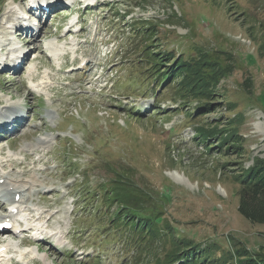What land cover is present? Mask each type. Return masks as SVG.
<instances>
[{
    "label": "rangeland",
    "instance_id": "obj_1",
    "mask_svg": "<svg viewBox=\"0 0 264 264\" xmlns=\"http://www.w3.org/2000/svg\"><path fill=\"white\" fill-rule=\"evenodd\" d=\"M22 1L14 0L20 3L16 5L13 0H0V51L15 41L11 27L16 11L24 10ZM82 6L76 4L74 10L63 8L41 18L43 30L27 37L29 59L15 75L5 72L6 65L0 67V121L6 115L12 117L5 111L10 106L17 107L19 116L9 122L21 118L20 112L27 116L16 133L1 134L0 157L4 160L0 158V172L27 188L34 183L31 191H36V201L29 207L36 212L24 210L33 229L49 225L55 231L69 232L74 250L79 247L82 251L75 250L74 256L57 249L63 243L71 246L63 240L67 235L55 238L60 240L58 245L43 239L45 250L38 253L34 243L27 242L33 229L22 243L19 230L18 238L11 230L0 241L6 240L11 255L17 256H8L3 264H139L135 254L127 259L123 243L102 242L106 226L117 224L111 232L119 226L116 215H111L118 213V206L108 205L104 196L106 190L117 187L113 181L119 179L117 174L137 188L135 194L144 200L148 215L165 210L161 222H168L179 238L207 248L205 253L214 248L216 259L210 258L211 262L232 255L234 259L225 264H236L235 256L241 263L243 259L237 255L244 248L253 256L264 257V224L251 223L239 214V185L234 182L241 168H249L255 159L264 160V0H99L95 9ZM78 15L80 34L78 27L67 28ZM156 26L163 41L158 40L159 48L152 52L173 51L180 56L188 43L183 39L189 36L193 43L186 59L197 58L204 49L232 56L234 71L219 86L225 93L214 103V113L193 117L197 102L188 111L178 97L174 100L169 85L162 90L156 87L160 81L154 85L158 73L144 64V58L143 64L136 65L146 45L157 38L152 33ZM45 43L49 53L55 50V59L47 57ZM83 56L94 62L93 71L78 70ZM3 58L5 53L0 52V61ZM30 80L38 81L35 90ZM29 90L32 96H28ZM228 104L234 107L229 109ZM158 108L165 109L164 113L154 114ZM52 115L58 117L55 122H49ZM238 116L242 120L237 125L228 124ZM213 126L236 128L239 135L231 143L243 151L212 150L224 138L218 134L208 138L198 129L214 131ZM48 138L52 142L47 146L39 145ZM231 143L223 146L225 151ZM27 146L31 152L25 160ZM5 155L17 163H28L31 172H22ZM123 168L130 171L123 174ZM173 172L183 175L186 184L173 182L169 177ZM50 190L53 193L47 192ZM10 197H0V216L11 211L7 210ZM130 207L126 206V213L131 215ZM58 210L60 213H54ZM43 213V220L33 219ZM78 227L82 232H76ZM153 252L162 259L160 249H152L147 264H155ZM24 253L33 256H22Z\"/></svg>",
    "mask_w": 264,
    "mask_h": 264
},
{
    "label": "trees",
    "instance_id": "obj_2",
    "mask_svg": "<svg viewBox=\"0 0 264 264\" xmlns=\"http://www.w3.org/2000/svg\"><path fill=\"white\" fill-rule=\"evenodd\" d=\"M181 15L184 20V14L181 13ZM159 28L156 26L152 29V33H156L157 38L146 45L142 55L146 59L144 63L147 67L158 73V79L155 82L160 81L159 88H164L163 85H169V90L173 91L175 98L178 97L181 105L188 111L190 105L197 102L199 107L193 117L208 116L214 113L216 111L213 110L214 103L225 93L219 86L222 80L227 77V73L234 71V66L231 63L232 56L225 51L214 53L204 49L197 58L186 59L187 49L193 43L192 40H189V36H185L183 39H187L188 43L186 48L180 52V56H177L173 51L162 55L158 52H152V49L158 50L156 45L158 40L163 41L162 35H158L157 32ZM172 43H177V40H173ZM173 44L170 46L175 47ZM179 45L181 47V41ZM262 50L264 51V47ZM223 56L227 58L223 59ZM154 59L157 61L155 62ZM178 79L180 81L176 83ZM245 92L248 95L251 94L247 89ZM233 107V105L228 104L229 109ZM241 120L242 116H238L228 124L237 125ZM198 130L203 131L204 136H208V138H213L217 134L222 135L223 141L212 147V150L218 148V150L226 153L232 149L239 152L243 151L240 146L231 143L232 139L239 135L237 129L232 126L231 129L213 126L212 130L214 131H207L205 127ZM228 143H231V147L225 151L223 146ZM129 171L130 169L123 168V174ZM117 176L119 179L113 180L117 187L113 191L106 190L104 194L108 205L118 206L115 222H119V226L109 242H123L129 251H135V257L139 259V264L144 262L147 264L148 259L152 256V249H160L163 255L160 260L157 254L153 252V256H156L154 258L155 264H220L222 260L225 264L227 259L230 261L232 258L234 259L232 255H226L213 262L216 259L214 258L216 257L214 248L210 250V253H205L208 251L207 248L202 249L200 245H195L189 239L179 238L168 222H161L165 210H154L148 215L144 211L146 207L144 200L135 194L137 188L132 186L130 181L128 182L129 179L124 178L123 175L117 174ZM234 182L239 185V214L251 223L264 224V160L255 159L250 168H241V171L235 174ZM127 205L131 206L130 210L133 214L126 213ZM114 225L117 224L113 223L109 226L110 230ZM133 237H137V240L136 238L133 240ZM237 256L243 260L239 263L238 257L235 256L236 264H264L263 256L257 253L253 256L247 248H244ZM210 258H213L212 262Z\"/></svg>",
    "mask_w": 264,
    "mask_h": 264
},
{
    "label": "bare ground",
    "instance_id": "obj_3",
    "mask_svg": "<svg viewBox=\"0 0 264 264\" xmlns=\"http://www.w3.org/2000/svg\"><path fill=\"white\" fill-rule=\"evenodd\" d=\"M33 1H35L36 2V4L38 5V6H43V4H46V2H48V3H51L52 1H54V0H49V1H46L45 2V0H33ZM71 0H67V2H70ZM20 23V22H19ZM69 31V30H68ZM16 34H18V35H21V33H19V31L16 33ZM28 37V36H27ZM27 37H25L23 40H24V42L25 43H28L29 42V38H27ZM32 37V36H31ZM37 50H38V48H37ZM6 60H8L7 58H6ZM24 61V62H23ZM22 62H23V64L21 65V67H20V69L21 68H23L25 65H26V59L25 60H23ZM4 62H5V60H4ZM29 62V61H28ZM51 66V65H50ZM19 68H17V69H15V72H17V71H19L20 70ZM79 69H82V68H79ZM10 70V69H9ZM93 71V67H91V66H89L88 68H84V71H86V72H88V71ZM89 75H91V74H89ZM7 91H10L11 92V90L10 89H6ZM25 90V88H22V91H24ZM32 96L33 95V92H31V91H28V96ZM14 96L15 95H13L12 97L14 98ZM6 113H11L12 114V117L11 118H9L7 115L6 116H4L5 118L3 119V120H1V121H3V130H5L6 128V126H7V124H8V121L10 120V119H14L15 118V116H19V113L17 112V107L16 106H10V107H7L6 108ZM22 117H23V115H22ZM21 117V118H22ZM17 118V117H16ZM21 118H17V120H19V119H21ZM256 126V125H255ZM50 139L48 138V139H45V140H41V141H39V145H42V146H47L49 143H50ZM8 163H9V161H8ZM16 164H18L19 165V167H22L23 168V170L24 171H22V172H24V173H28V172H31L30 171V169H29V166L27 165L28 163H17L16 162ZM9 177V175L7 174H0V183H1V181L3 180V181H5V184H6V192H8V195H10V196H12V200L10 201V205H12V210L9 212L10 213V217L9 218H2V219H0V220H4V221H7V220H9V222L10 223H13L12 222V219H14L15 218V215H13V212H15V210L14 209H16V212H22V205L23 204H27L28 203V201L30 200H32V196L31 197H29V195L27 194V191H29L30 190V192H31V190H33V188L32 187H34L33 186V184L34 183H32V185H30V187H28L27 188V184H20V185H18V183L19 182H15V181H13V180H11V179H9L8 178ZM169 177L173 180V182H175L176 184H178V185H185L186 184V182H187V179L183 176V175H179V173L178 172H173V173H171L170 175H169ZM7 181L8 182H14V184H10V183H7ZM36 182V181H35ZM30 184V183H29ZM40 186V185H39ZM189 186V185H188ZM0 189H2V187H0ZM17 196H19V198L20 199H22L23 200V202H21V205H16L17 203H19V202H16V198H17ZM27 199V200H26ZM43 199H44V197H43ZM26 201V202H25ZM26 211V210H25ZM45 212V211H44ZM20 213H19V215H20ZM48 213V212H47ZM6 215V214H5ZM46 214L45 213H43V214H40V216H38V217H33V219L34 220H37L38 222L39 221H41V220H43V218H44V216H45ZM53 218V217H52ZM51 218V219H52ZM51 219H49L48 221H47V224L48 223H50L51 222ZM28 220H29V218H28ZM39 224V223H38ZM41 224V223H40ZM49 226V225H48ZM33 229V226H28L26 229H23L22 231L23 232H29L30 230H32ZM60 232H62V231H60ZM58 235H60V237H61V239L64 237H66L67 236V234H65V233H59V234H57V236ZM2 237H4L5 235H1ZM59 237V236H58ZM1 239V238H0ZM22 240V239H21ZM5 241V240H4ZM3 241V242H4ZM28 242V241H27ZM58 242H60V240H58ZM0 243H2L1 241H0ZM31 244V243H30ZM62 244V243H61ZM38 250H39V252H43L44 250H45V248L43 247V246H40V247H38ZM1 254V253H0Z\"/></svg>",
    "mask_w": 264,
    "mask_h": 264
}]
</instances>
